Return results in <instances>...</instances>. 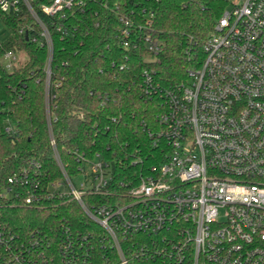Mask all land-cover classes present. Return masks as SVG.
<instances>
[{"label": "built area", "instance_id": "built-area-1", "mask_svg": "<svg viewBox=\"0 0 264 264\" xmlns=\"http://www.w3.org/2000/svg\"><path fill=\"white\" fill-rule=\"evenodd\" d=\"M90 7L99 8L92 10L98 22L106 19L103 11H116L121 45L129 50L142 42L156 60L161 43L148 31L153 13L145 9L118 11L112 0H0L1 13L28 12L39 26L49 78L52 41L35 8L66 21ZM229 7L185 82L163 87L153 69L141 73L143 96L160 103L155 127L146 130L152 146L163 151L157 164L116 181L100 153L75 150L78 173L70 177L52 140L63 180L44 188L33 161L8 179L0 191L6 204L75 202L90 227L61 220L41 235L0 223L4 264H264V0H231ZM57 30L66 34L59 25ZM19 32L28 37L26 29ZM20 60L9 51L0 62L12 70ZM49 92L48 84L47 101ZM5 130L16 134L12 124ZM124 159L144 164L138 152Z\"/></svg>", "mask_w": 264, "mask_h": 264}, {"label": "trees", "instance_id": "trees-1", "mask_svg": "<svg viewBox=\"0 0 264 264\" xmlns=\"http://www.w3.org/2000/svg\"><path fill=\"white\" fill-rule=\"evenodd\" d=\"M112 1L119 2L118 11L133 9L140 14L145 9L153 13L148 31L161 43L156 60L142 42L129 50L121 45L115 36L122 25L116 11H103L106 19L98 22L92 10L99 8L90 7L85 13H70L68 20L58 21L35 8L51 36L49 78V51L39 26L28 12L18 17L0 12L1 21L10 31L9 38L0 42V60L9 51L21 56L12 70L0 62V191L10 177L23 167L29 168L32 161L39 165L44 188L63 180L52 140L70 177L78 173L72 155L75 150L88 155L100 153L110 163L116 181L142 174L162 156L163 151L152 146L146 133L155 127L160 103L143 96L141 73L153 69L163 87L185 82L189 70L201 65L204 44L229 1ZM58 25L65 35L58 32ZM21 28L26 29L28 37L19 32ZM8 123L15 127V135L6 132ZM134 152L144 158V164L131 166L125 161L124 156ZM41 205L12 206L0 199V223L14 231L39 230L41 235L57 229L61 220L83 230L90 227L75 202L53 199ZM0 264L4 262L0 260Z\"/></svg>", "mask_w": 264, "mask_h": 264}, {"label": "rangeland", "instance_id": "rangeland-1", "mask_svg": "<svg viewBox=\"0 0 264 264\" xmlns=\"http://www.w3.org/2000/svg\"><path fill=\"white\" fill-rule=\"evenodd\" d=\"M229 2L231 0H228ZM228 7L227 9H229ZM10 36L9 29L3 24V22L0 19V42H5ZM81 182V178L74 179V183L79 186V183Z\"/></svg>", "mask_w": 264, "mask_h": 264}]
</instances>
